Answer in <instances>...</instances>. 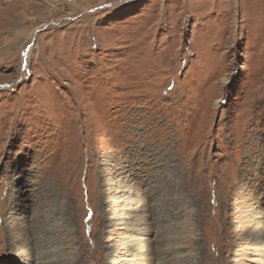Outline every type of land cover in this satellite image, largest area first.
<instances>
[{
    "label": "rangeland",
    "instance_id": "1",
    "mask_svg": "<svg viewBox=\"0 0 264 264\" xmlns=\"http://www.w3.org/2000/svg\"><path fill=\"white\" fill-rule=\"evenodd\" d=\"M263 243L264 0H0V264Z\"/></svg>",
    "mask_w": 264,
    "mask_h": 264
},
{
    "label": "bare ground",
    "instance_id": "2",
    "mask_svg": "<svg viewBox=\"0 0 264 264\" xmlns=\"http://www.w3.org/2000/svg\"><path fill=\"white\" fill-rule=\"evenodd\" d=\"M264 244V243H263ZM264 248V247H263ZM263 253V252H262ZM261 254V253H260ZM262 256H263V254H262ZM263 259H264V257H263ZM262 260V259H261ZM261 262V261H260Z\"/></svg>",
    "mask_w": 264,
    "mask_h": 264
}]
</instances>
